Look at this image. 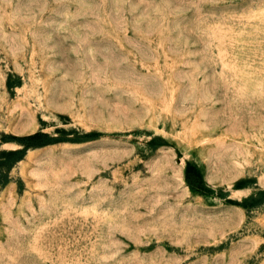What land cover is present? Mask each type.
I'll use <instances>...</instances> for the list:
<instances>
[{
    "label": "rangeland",
    "instance_id": "1",
    "mask_svg": "<svg viewBox=\"0 0 264 264\" xmlns=\"http://www.w3.org/2000/svg\"><path fill=\"white\" fill-rule=\"evenodd\" d=\"M0 264H264V0H0Z\"/></svg>",
    "mask_w": 264,
    "mask_h": 264
}]
</instances>
